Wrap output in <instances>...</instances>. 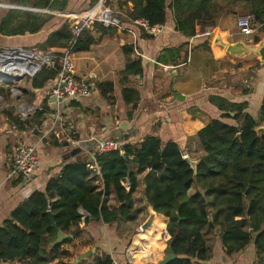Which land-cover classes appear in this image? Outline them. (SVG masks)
Returning <instances> with one entry per match:
<instances>
[{"label":"trees","instance_id":"trees-1","mask_svg":"<svg viewBox=\"0 0 264 264\" xmlns=\"http://www.w3.org/2000/svg\"><path fill=\"white\" fill-rule=\"evenodd\" d=\"M216 1L226 0H118L127 20L143 19L150 25H165L168 8L174 14L176 30L188 37L197 28L206 31L215 26L213 13ZM35 9L65 10L68 0H0ZM250 10L262 24L264 31V0L250 1ZM54 17L53 14L9 9L0 21V34L18 36L37 34ZM121 22V20H120ZM119 27L104 26L96 22L76 35L68 20L53 30L38 47L41 50L70 48L73 53L88 52L105 39L114 38ZM213 34H216L214 32ZM259 38L254 40L255 43ZM208 40L204 43L210 53ZM188 43L178 48H167L159 57L164 64L180 65L187 62ZM125 68L121 71V95L131 111L137 108L141 93L133 85L144 73V62L133 57L134 46L124 45ZM216 47L214 46V50ZM1 50V47H0ZM58 69L44 67L31 79L35 89L46 87L57 76ZM22 89V88H21ZM23 97L32 101L34 94L25 88ZM100 95L112 99L113 81L97 82ZM9 86L0 85V96L11 101ZM46 100L44 103H47ZM210 102L224 114L213 119L200 130L198 139L204 154L197 174L185 161L179 143H164L157 136L146 137L139 143H127L124 152H111L96 157L88 156L65 164L59 175L47 183L45 190L34 191L16 207L0 226V264L18 261L19 264H76V257L96 248L95 252L79 264H113L110 252L98 246L92 233L82 226L90 221H103L107 225L121 220L135 221L139 211L134 197L143 178L144 196L159 213L156 226L134 233L132 241L148 245L151 258L137 252L128 264H159L171 247L176 259L168 264H209L211 248L206 240L210 219L219 226L220 244L226 254L232 255L254 245L264 264V135L256 129L264 126V98L258 117L248 111V103L230 101L222 96H210ZM79 102H73L79 105ZM8 122L19 130L40 128L44 112L38 110L25 120L15 105L2 110ZM233 113L234 115H231ZM224 118L233 119L228 123ZM240 134V137L238 136ZM53 143L58 144L55 137ZM97 164V169L89 165ZM130 183L127 189L124 182ZM195 187V191L190 190ZM112 196L118 205L111 204ZM212 206V212L210 207ZM51 211L57 227L48 214ZM84 213L88 215L83 219ZM57 228L71 237L50 248L57 238ZM165 231L170 239L165 240Z\"/></svg>","mask_w":264,"mask_h":264},{"label":"crops","instance_id":"crops-1","mask_svg":"<svg viewBox=\"0 0 264 264\" xmlns=\"http://www.w3.org/2000/svg\"><path fill=\"white\" fill-rule=\"evenodd\" d=\"M96 1L68 0L66 9L63 11L40 9L41 13L53 14L54 17L39 33L12 37L0 34V47L17 48L40 44L53 30L69 20L71 15L90 8ZM250 1L252 0L215 2L213 9L215 26L206 29V31L216 32L213 34V39L199 37L206 32L200 27L197 28V33L193 37L179 33L176 30L173 11L168 8L167 21L165 25H162L163 31L160 35L148 34L133 21L127 20L125 15V18L121 19L122 27L118 29L114 38L105 39L100 44L94 45L88 52L74 53L77 72L80 76L85 75L82 77L89 79L92 85L95 83V86L97 82L113 81L115 90H117L116 84H119V92L114 91L113 96L116 100L112 103L102 97L97 90H93V94L80 101L79 105L72 103L65 111V117L73 131V136L86 140L93 136L118 138L116 132L120 130L122 134L129 135L127 143H139L146 137L157 136L164 143L169 141L179 143L183 154H188L192 159H201L204 152L196 138L197 133L213 119H221L224 114L210 102V96H222L238 103L246 102L249 106L248 111L258 117L259 107L264 98L262 95L264 61L259 60L257 56L233 57L215 42L217 36H222L228 43L243 41L254 44L256 38L264 39L262 26L254 36L250 37L243 35L238 28V18L251 12ZM172 2L173 0H167L168 7ZM1 8H8L7 4L4 7L0 5ZM1 18L2 16L0 21ZM13 39L19 41L10 42ZM208 40L213 42L209 43L212 53L203 46ZM186 43L188 44L184 50L189 52L186 63L176 66L159 62L158 59L165 49L178 48ZM128 44H132L145 56L141 58L145 64L143 76L133 84L140 91L141 98L137 108L132 110L131 118L129 116L131 108L122 98L120 84L121 71L125 68L122 48ZM133 57L138 58L135 54ZM165 66L173 68L166 69ZM30 82L25 89L34 94L32 101L25 99L22 95L18 100L11 99L7 102L8 105L13 104L17 107L21 103H26L50 107L49 102H44L47 100L51 81L42 89L33 88ZM179 95L184 97L181 99ZM224 120L228 123H236L233 119L224 118ZM104 127L107 130L102 133ZM42 130L43 124L37 130L34 128L14 132L12 124L8 122L0 109V226L34 191L45 190L49 180L59 175L65 164L86 156L93 160L89 153L93 147L92 143L86 141L83 147L64 149V143L58 141V144H54V139L44 138ZM22 140L37 145V167L28 180L19 177L7 179L14 162L17 143ZM144 175L145 173L139 176L140 185L134 195L135 208L139 211L137 220H121L113 225H107L103 221L82 223V226L95 237L98 246L105 247L121 264H125V253L130 245L142 244L134 243L133 231H125V229L128 225L133 227L142 224L149 215L150 205L144 196ZM191 190L190 193L195 191L191 192ZM139 197H142L144 201L143 209L138 204ZM111 204L118 205L113 196ZM142 245L143 247L137 248L135 253L140 252L150 257L151 248L148 245ZM208 245L211 248L210 259L205 263L263 264L254 245L232 255L226 254L220 244L219 236L217 241L208 242ZM144 246L149 251H144ZM1 264H19V262Z\"/></svg>","mask_w":264,"mask_h":264},{"label":"built area","instance_id":"built-area-1","mask_svg":"<svg viewBox=\"0 0 264 264\" xmlns=\"http://www.w3.org/2000/svg\"><path fill=\"white\" fill-rule=\"evenodd\" d=\"M112 1L114 0H97L90 8L71 15L68 21L70 22L73 32L79 35L85 27L92 29L96 22L106 27L117 25L121 28L120 18L122 13L111 7L110 3ZM133 23L143 28L150 35L157 36L163 31L162 25L152 26L143 19H136ZM237 25L240 32L247 37L254 36L262 26L252 12L240 16ZM212 34L213 32L206 31L199 35V37H210ZM134 54L138 58L145 57L144 54L135 47ZM44 67H57L58 69L57 76L51 80L48 90L47 100L50 107L43 104L34 106L32 104L21 103L16 107V111L21 116V119L25 120L38 110L44 112L42 130L44 138L50 139V137H55L59 142L64 143V149L83 147L85 142L88 141V143L93 144L89 152L93 160H96V157L99 155L111 152L120 151L123 153L127 141H119L117 138L107 136H93L88 140L73 136V131L65 117V111L71 106L70 103L80 102L90 97L93 94V86L89 79L83 78L78 74L74 53L70 48H52L47 50H41L35 46L1 48L0 85L5 84L9 86L12 91L11 98L18 100L21 91L16 84L26 78H29L31 81V79ZM165 67L166 69L173 68L172 66ZM12 74H16L17 76L12 77ZM10 78L14 80L13 85L7 84V80ZM52 95H56V100L50 101ZM262 95L264 97V91ZM8 106L4 98L0 96V109L3 110ZM12 129L14 132L19 131L15 125H12ZM106 130L107 128L104 127L102 133ZM37 164V145L23 140L19 141L16 146L14 162L7 175V179L19 177L28 180L33 175ZM89 167L91 169H97V164L89 165ZM123 184L127 189L130 188L129 182L126 181ZM87 215L88 214L84 213L83 219ZM139 231L142 232L140 228ZM167 234L170 239L169 233ZM137 250L135 244L130 245L125 253V262H131V257ZM113 260V264H121L116 259L113 258Z\"/></svg>","mask_w":264,"mask_h":264},{"label":"water","instance_id":"water-1","mask_svg":"<svg viewBox=\"0 0 264 264\" xmlns=\"http://www.w3.org/2000/svg\"><path fill=\"white\" fill-rule=\"evenodd\" d=\"M7 7L9 9H21V10H30V11H36V12L42 11L40 9L28 8V7L26 8L24 6L15 5V4H7ZM213 38H214V36L212 34L210 36V39H213ZM215 42L217 45L221 46L223 49H225L233 57L257 56L259 58V60L264 61V39L260 40L258 43H254V44H250L248 42H243V41L228 43L222 38V36H217L215 38ZM139 77L140 76H138V78ZM13 83H14L13 79L10 78L7 80V84L13 85ZM92 86H93V90H95V83H93ZM178 97L182 99V97H184V96L179 95ZM54 100H56V95H52L50 97V101H54ZM71 104L72 103H70V105ZM231 115H234V114L231 113ZM37 129L38 128H35V130H37ZM256 132L258 133V135H264V126L263 125L259 126L256 129ZM116 134L118 135L117 139L119 141H127L129 139V135L128 134H122L120 130H118L116 132ZM238 136L240 137V134H238ZM184 159H185V161H187L190 164L191 168L194 170V177H195L197 174L198 165H199L201 159H192L188 154H184ZM145 199H146V197H145ZM48 214L51 218L53 226L57 227L56 222L54 220L53 213L51 211H48ZM86 214H88V213H86ZM148 214L149 215H148L147 219L140 226V229L142 232L146 231L148 228L156 226V217L159 215V213L157 211H155V209L153 208L152 205H150V207H149V213ZM209 222H210V227H214L213 220L210 219ZM68 237H71V236L65 234L61 229L57 228V238L54 242H52L50 244V248L61 243L63 240H65ZM95 250H96V248H93L92 250L87 251L84 254L76 257L75 263L79 264L81 261L89 258L95 252ZM176 257L177 256L173 253L171 247H169L166 250L165 258L162 259L159 262V264H168L171 261H173L174 259H176Z\"/></svg>","mask_w":264,"mask_h":264},{"label":"rangeland","instance_id":"rangeland-1","mask_svg":"<svg viewBox=\"0 0 264 264\" xmlns=\"http://www.w3.org/2000/svg\"><path fill=\"white\" fill-rule=\"evenodd\" d=\"M1 3H5V4H12V3H6V2H1ZM5 4H0L1 5V7H4V5ZM110 5H111V7L112 8H114L116 11H120V12H124L120 7H119V5H118V0H114V1H112L111 3H110ZM27 8V7H26ZM28 8H32L31 6H29ZM42 10H45V9H42ZM47 10H51V9H47ZM9 11V8H6V9H3V8H1L0 9V16H3L4 14H6L7 12ZM51 11H55V10H51ZM124 19L125 18V14H123L122 16H121V18L120 19ZM28 39H32V37H28ZM17 41H19L18 39H13V40H11L10 42H12V43H16ZM31 46H35V47H37V48H39L38 47V44H34V45H30V46H28V47H31ZM40 49V48H39ZM78 57V56H77ZM83 77L85 76V75H82ZM97 81H98V78H97ZM29 82H30V80H29V78H26V79H23L22 81H20L19 83H17L16 84V86L20 89V91H21V93L19 94L20 95V97L23 95V93H24V91L22 90L23 88H26L27 86H29ZM31 83V82H30ZM31 85V84H30ZM117 85V90H114V91H117V92H119V84H116ZM22 88V89H21ZM114 94V93H113ZM20 97H18V99L20 98ZM23 97V96H22ZM115 100H116V98H114V96L112 97V99H109V100H107L108 102H110V103H112V102H115ZM195 190V187L194 188H192V190H191V192H193ZM143 203H144V201L142 200V197H139L138 198V204H139V206H144L143 205ZM142 209H143V207H142ZM210 210H211V212H212V206L210 207ZM140 226H141V224L140 225H135V226H133V227H131V225L129 226H127L126 227V229H125V231H134V233H137L138 231H139V228H140ZM219 231H220V228H219V226H214V227H210V228H207L206 229V238H207V241L209 242V243H213L214 241H217V239H218V236H219ZM168 233V232H167ZM166 233V231H165V236H164V238H165V240H169V238H168V234ZM93 260H92V258L90 259V261H88L87 263H85V264H90L91 262H92ZM125 264H128L127 262H125Z\"/></svg>","mask_w":264,"mask_h":264},{"label":"bare ground","instance_id":"bare-ground-1","mask_svg":"<svg viewBox=\"0 0 264 264\" xmlns=\"http://www.w3.org/2000/svg\"><path fill=\"white\" fill-rule=\"evenodd\" d=\"M11 71V70H10ZM11 73V72H10ZM17 75L16 74H12V77H16ZM141 247H143V245L142 244H137L136 245V248H141ZM146 250H148L145 246H144V251H146ZM149 251V250H148ZM147 251V252H148ZM150 251H152L151 249H150ZM151 253V252H150Z\"/></svg>","mask_w":264,"mask_h":264}]
</instances>
